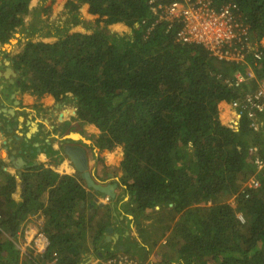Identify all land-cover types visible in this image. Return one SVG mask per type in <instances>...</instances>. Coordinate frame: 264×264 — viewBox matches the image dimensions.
I'll return each instance as SVG.
<instances>
[{
    "label": "trees",
    "instance_id": "obj_1",
    "mask_svg": "<svg viewBox=\"0 0 264 264\" xmlns=\"http://www.w3.org/2000/svg\"><path fill=\"white\" fill-rule=\"evenodd\" d=\"M45 1L0 0V49L17 33L23 39L18 52L2 54L36 106L50 96L72 107L74 125L96 128L90 144L79 143L97 165L102 151L120 148V173L110 181L115 197L99 204L78 171L60 174L39 162L22 171L17 198L19 183L0 157V264L40 262L15 244L33 213L43 216L45 258L56 254V264H85L89 253L101 260L125 254L140 264H264V169L257 188L242 189L255 173L248 149L258 147L264 159V135L245 119L236 129L223 123L219 107L254 84L230 85L236 70L264 76V0H210L216 8L235 4L262 52L260 59L248 54L245 65L178 40L181 23L157 19L148 0H65L62 17L49 22L40 16H51ZM116 23L128 30L112 31ZM44 148L48 157L63 154Z\"/></svg>",
    "mask_w": 264,
    "mask_h": 264
},
{
    "label": "built area",
    "instance_id": "obj_2",
    "mask_svg": "<svg viewBox=\"0 0 264 264\" xmlns=\"http://www.w3.org/2000/svg\"><path fill=\"white\" fill-rule=\"evenodd\" d=\"M148 3L157 19L181 23L177 34L181 42L201 44L218 59L236 64H247L245 59L248 54L253 59H260L262 56L256 43L249 37L247 26L237 20L235 4L225 3L216 8L210 0H148ZM250 82H254L251 90L243 92L228 103L234 113L228 124L236 129L239 121L245 119L251 129L264 135V76L256 77L251 67L238 69L234 72L230 85L240 88ZM248 152L252 157L255 173L245 181L242 189L257 188L260 185L258 174L264 169V159L258 155V147L250 146ZM42 223L43 216L40 213L29 215L15 244L21 256L31 254L40 259L36 264H56V254L45 258L50 240L42 229ZM101 263L140 264L137 259L125 254H117Z\"/></svg>",
    "mask_w": 264,
    "mask_h": 264
},
{
    "label": "crops",
    "instance_id": "obj_3",
    "mask_svg": "<svg viewBox=\"0 0 264 264\" xmlns=\"http://www.w3.org/2000/svg\"><path fill=\"white\" fill-rule=\"evenodd\" d=\"M6 46L7 44L2 48H6L5 50L9 51L10 49ZM3 49H0V157L4 162L8 163L6 170L15 174V178L19 183L17 193L15 194V197L18 198L23 183L20 175L17 173V169L12 165L11 156L15 154L19 157L29 158L26 165L21 169V173L29 165L42 162L45 166L52 168L60 174L76 175L77 170L61 152H58L54 157H48L42 145L46 143L51 144L52 148L57 150L59 148L58 145L71 133H78L81 137L86 136L79 132H74V130L63 132L62 123L66 117L62 116V113H57V111L63 110L64 103H55L52 97L47 96L41 100L43 104V109H41L39 106H36L34 95L28 92H21V89L18 87L19 84H15L14 82L16 74L14 75L8 70L11 69L14 72L10 67L8 59L4 58L7 55L2 54ZM228 106V103H221L219 105L221 108L220 118L223 123L227 124L234 117L233 111ZM56 115L57 120L55 121ZM71 123L73 124V122ZM86 138L88 139V137ZM88 140L89 142H85L84 140L81 142L90 144L91 140ZM23 142L26 144H23ZM33 151L36 153L34 152V154ZM92 159L94 163L95 159ZM92 164L90 163V166ZM90 166L89 169L94 180L108 184L114 179L112 176L109 178L104 177V173L100 169L101 165H92V169ZM117 179L118 177L114 180ZM102 200V197L99 196L98 201ZM131 230L132 235H136L134 226L131 227ZM116 238H118V234L113 233L109 238L112 239L111 245H108V247H113ZM89 256L91 258L85 264H93L91 260H98L99 262L96 264H102L101 259L94 258L92 254Z\"/></svg>",
    "mask_w": 264,
    "mask_h": 264
},
{
    "label": "rangeland",
    "instance_id": "obj_4",
    "mask_svg": "<svg viewBox=\"0 0 264 264\" xmlns=\"http://www.w3.org/2000/svg\"><path fill=\"white\" fill-rule=\"evenodd\" d=\"M38 1L39 0H31L30 7L36 6ZM64 1L65 0H46L45 1L46 5L51 4V6H52V13H51L50 17H46V14L41 13L40 16L42 17V19L43 20L45 19L47 22H49L52 19H57L58 17H62V11H63L62 9H63ZM81 11H82V15L84 17H86L88 19H92L93 18L91 15L87 14L86 8H82ZM28 19L29 18L27 17L26 18V23H28ZM110 28H111L112 31H115L117 33H123V32L128 30V28L122 23L113 24V25L110 26ZM73 30L84 31V28L82 26H76V27L73 28ZM21 36H22L21 33H17V36H15L16 38L12 39L13 42H11V40H10V43L7 44V46H6L8 49H12L13 53L18 52L20 50L22 44H23V39H20ZM32 38L35 39V40H37V39H42V40H45V41L51 40L50 37H44V36L41 37V36H39L37 34H33ZM17 41H19V42H17ZM1 49H3V48L1 47ZM57 113H62V116L66 117V119H64V121L62 123L63 124L62 125L63 132L74 130L76 132H79V133L85 135L86 137L87 136L90 137L91 134L96 132V128L94 126H92V125L86 127V129H85L81 125H79V124L74 125V124L71 123V121H69V120H71V116L74 114V112L72 110V107L69 104L64 106L63 110L57 111ZM56 120H57V115L55 117V121ZM86 137H83V138L87 139ZM68 139H70V138H68L66 136L65 140H68ZM71 140L73 141V139H71ZM74 141L79 142L80 140L78 139V140H74ZM81 141H83V140L81 139ZM42 148L45 150L44 145H42ZM48 151L50 152V150H48ZM44 152L47 153L46 151H44ZM96 152H98V150H96ZM100 156L105 158L103 165L100 166L101 171L103 173L107 171V173L110 174L113 170H115L114 171L115 173L113 175H111V176H112V178L116 179L118 177L119 173H120L119 172V168H118V163L121 160V150H120V148H116V149H114L111 152H109L107 150H104V151H102L100 153ZM92 158H93V156L91 154H88V161H89L88 165L89 166H90V163L92 164L93 161H94ZM96 164H97V161H95L92 165L95 166ZM92 165L90 166L91 169H92ZM96 182H99V181H96ZM102 184H105V183H102ZM102 199H103L102 201H104V202L107 201L104 198H102ZM232 200H233V198H230L228 201L232 202ZM131 252H133V249H131ZM125 253H127V252H125ZM88 255H90V254H88ZM98 262H99L98 260H91V263H93V264H96Z\"/></svg>",
    "mask_w": 264,
    "mask_h": 264
},
{
    "label": "water",
    "instance_id": "obj_5",
    "mask_svg": "<svg viewBox=\"0 0 264 264\" xmlns=\"http://www.w3.org/2000/svg\"><path fill=\"white\" fill-rule=\"evenodd\" d=\"M17 36V34L15 35ZM13 42V40H11ZM11 73L15 75V73L8 69ZM70 139L78 140L82 139L85 142H89V140L84 139L78 133H71L67 136ZM63 155L72 163L74 168L80 173L81 178L85 181L86 186L89 189V195L95 196V202L99 200L98 195L100 194L102 198L106 200H110L115 197V188L117 186L116 183H108L102 184L96 182L91 175L89 170L88 160L86 157L85 150L82 147L76 145H64L61 147ZM16 153V152H14ZM12 161V165L17 169L18 175L21 176V169L24 165H26L27 161L29 160L28 157H19L15 154L10 157ZM99 204H103L104 201H99ZM107 231L110 233L112 231V227H108Z\"/></svg>",
    "mask_w": 264,
    "mask_h": 264
},
{
    "label": "flooded vegetation",
    "instance_id": "obj_6",
    "mask_svg": "<svg viewBox=\"0 0 264 264\" xmlns=\"http://www.w3.org/2000/svg\"><path fill=\"white\" fill-rule=\"evenodd\" d=\"M14 54V53H13ZM5 59H8V61H9V64H10V67L14 70V73L16 74L15 75V79H14V82H15V84H18V82H19V80H18V73H17V71L14 69V67H13V64L11 63V57L10 56H6V57H4ZM5 62H7V61H5ZM4 62V63H5ZM81 141V140H80ZM64 145H76V146H79V147H82L84 150H85V153H86V157H87V160H88V152H87V149L82 145V144H80L79 142H76V141H72V140H64L60 145H58V147H62V146H64Z\"/></svg>",
    "mask_w": 264,
    "mask_h": 264
},
{
    "label": "bare ground",
    "instance_id": "obj_7",
    "mask_svg": "<svg viewBox=\"0 0 264 264\" xmlns=\"http://www.w3.org/2000/svg\"><path fill=\"white\" fill-rule=\"evenodd\" d=\"M61 105V104H60ZM120 157V156H119Z\"/></svg>",
    "mask_w": 264,
    "mask_h": 264
}]
</instances>
